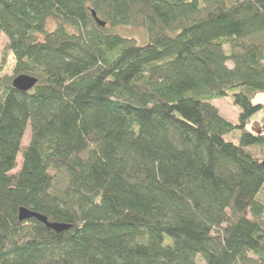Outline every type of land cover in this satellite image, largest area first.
<instances>
[{
  "label": "trees",
  "instance_id": "16d2710c",
  "mask_svg": "<svg viewBox=\"0 0 264 264\" xmlns=\"http://www.w3.org/2000/svg\"><path fill=\"white\" fill-rule=\"evenodd\" d=\"M1 35L0 264H264V0H0Z\"/></svg>",
  "mask_w": 264,
  "mask_h": 264
},
{
  "label": "rangeland",
  "instance_id": "374dc122",
  "mask_svg": "<svg viewBox=\"0 0 264 264\" xmlns=\"http://www.w3.org/2000/svg\"><path fill=\"white\" fill-rule=\"evenodd\" d=\"M120 32L124 33L125 35L133 36L138 38L139 40L143 38V31L139 28H136L134 26H128V27H121L119 28ZM6 43V39L4 36H0V74L2 73H11L12 65H13V58L12 54L10 51L4 49V44ZM255 102H264V95L259 94L255 99ZM213 103L219 107L221 112L228 118L231 119L234 122L238 121V107L234 105L232 97L231 96H224V97H219L213 100ZM263 113L257 114L253 120L259 119L262 117ZM248 129L257 131L256 125L252 122L248 124L247 126ZM240 132H237L236 135L238 136ZM31 136V131L30 128H28L25 132L23 141H22V146L25 147L30 140ZM228 139H232L233 137L230 135H227ZM237 140V138H234ZM22 160V154L19 153L17 157V169L20 167V162ZM16 169V170H17ZM14 170V171H16ZM200 264H204L202 261L199 260Z\"/></svg>",
  "mask_w": 264,
  "mask_h": 264
},
{
  "label": "water",
  "instance_id": "95a60500",
  "mask_svg": "<svg viewBox=\"0 0 264 264\" xmlns=\"http://www.w3.org/2000/svg\"><path fill=\"white\" fill-rule=\"evenodd\" d=\"M93 15L96 19V21L98 22V24L102 27H104L106 25V22L102 21L101 19H99V17L97 16L96 12H93ZM38 79L27 75V74H20L18 76H16L13 80V86L15 89L22 91V92H27L31 89L34 88V86L37 84ZM37 218L38 220H40L41 222L45 223L48 227L53 228L54 230L60 232V231H64L66 229H68L70 226L66 225V224H60V223H51L48 221L47 217L40 215L38 213L32 212L26 208H20L19 210V219L21 221L29 219V218Z\"/></svg>",
  "mask_w": 264,
  "mask_h": 264
}]
</instances>
